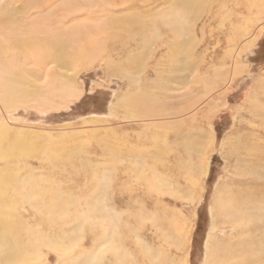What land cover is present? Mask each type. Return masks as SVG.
Listing matches in <instances>:
<instances>
[{"label":"rangeland","instance_id":"obj_1","mask_svg":"<svg viewBox=\"0 0 264 264\" xmlns=\"http://www.w3.org/2000/svg\"><path fill=\"white\" fill-rule=\"evenodd\" d=\"M79 1L81 0H72L75 5H78ZM160 1L156 3L160 4ZM227 1L233 0L225 2ZM70 2L71 0H39L37 3L32 0H0V9L4 8L5 14L0 17V42H2L0 50H4L3 44H8L6 35L10 32L11 23H16L18 19L23 20L26 17L25 13L30 14L29 16L37 15L41 10L44 11L46 7L48 9L51 6H54V9L56 7L59 12L63 8L69 11L73 6L69 7ZM234 2L235 4L229 6L234 16H237L235 23L241 30L238 26H234L236 31L230 32L231 22L228 19L224 20L226 22H221L217 17L221 13L220 10L213 16L206 13L207 8H203L200 10L202 14L199 11L201 15L198 18L196 16L197 20L195 17H191L190 21V17L187 19L190 22L186 21L189 26L188 33L191 36L188 40H192L193 45L192 49L190 48L193 50L190 68L182 55L176 61L174 60V63L172 62V66L170 63L168 65V47L163 43L154 46L158 47L155 50L148 49L149 52L147 50L139 56L143 60L136 64L137 79L143 85V89H148V86L153 88L154 82L157 84L156 87L154 86L155 94L161 96L160 100L163 101L160 102L163 104L161 106L166 109L164 113H161L164 115L157 116L158 118L153 116L156 119L140 117L144 119H141L142 121L140 118L125 120L123 119L124 110L121 107L111 109L112 101L117 97L121 98L126 91L133 92L136 86L130 79H122L115 72H109L102 59L87 61L85 64H80L76 70L73 69L75 75L73 84L69 81L71 84L69 83L66 92L60 97L50 100L42 99L41 102L29 99L15 101L6 106L3 100L5 96H2L0 125L6 128V139L15 140L20 134L26 140H33L36 145L34 151L28 156L15 155L7 163L11 170L9 180L18 181L19 174L22 176L32 174L36 177L48 175L50 186H56L64 191V194H70L69 196H73L76 200L75 205L68 206L69 209L71 208L70 212L63 215L60 227L63 234L60 243L73 248L63 255V263L57 252L44 250L47 264H65L70 261L73 262L71 264H82L84 261H87L86 264H98L101 258L104 259L103 264H169L172 260L174 264H205L207 242L209 243L211 239L226 242L235 238L236 231L234 235H231L230 231H225V234L221 231L227 228L221 226L222 220L219 221L217 218L220 212L218 198L225 185L237 186L243 180L239 172L246 165L240 166V163L236 162L237 157L230 152L236 135L248 132L247 127L251 125L250 114H247L248 100L255 95V90L259 87L257 82L264 79V5L262 4L264 0H234ZM234 5H237L235 10ZM205 7H208V4ZM248 10L250 11L247 12ZM222 11L225 13V9ZM191 32H194L192 33L194 36ZM181 42L184 44V41ZM132 45L126 44L122 51L125 54L132 50L135 52L137 46L140 48L141 43L136 40L132 42ZM228 53L232 55V58L236 56L237 66L241 68L238 67V73L230 82L226 78L229 75V63L232 60ZM29 58L24 60L29 64L24 63L21 58H17L18 63L14 59V63L7 69L4 62L0 61V84L1 86L4 84L5 95L6 91L15 90L17 87L19 89V86H13L14 89L10 87L14 78L22 74L17 65L25 64L28 70H24L25 72L21 70V72L26 73L24 76H28L27 78L30 72H35L37 69L40 73L44 72H41L43 70L41 66H44V70L48 68V65H44L45 62L35 60V63L32 57ZM116 62L111 64L114 66L111 67V71L117 69ZM162 62H165V65ZM182 62L184 64L180 65ZM33 65L36 66H34L35 70ZM168 66H171V71L168 70ZM215 71L220 78L213 75ZM15 72L19 76H15ZM66 73L69 75L71 72L68 69ZM51 77L48 76L44 80L40 78V81L38 78L35 82L39 85L41 83L44 86L40 85V87L46 89L49 87L45 83L49 82ZM215 83L217 86L214 87ZM5 85L7 89L4 88ZM28 86L31 88L32 84ZM51 92L48 89V96ZM3 101L5 104H2ZM165 102L166 104L171 102L173 105L167 107ZM115 109L118 110L115 111ZM165 117L167 121L170 119L176 123L170 121L166 123ZM180 127L187 132L183 134L184 131ZM190 131L193 132L192 134L195 133L194 137ZM159 133L165 139L157 138ZM188 134L192 135L193 139L188 137ZM176 136L180 140L173 138ZM186 137L191 141L189 142ZM177 141L180 145L186 141L190 146V152H185ZM109 143L110 149L105 150L104 146ZM246 143L249 144V142ZM6 144L2 143V146ZM128 144L132 145L128 146ZM157 144L168 153L162 154L157 151ZM61 148L77 150L73 153L72 162L54 158L56 154H60L58 151ZM113 148L116 153L109 156ZM142 151H144L143 154ZM74 158L75 161H73ZM86 163L89 164L87 173L84 170ZM90 163L96 166H90ZM146 164L150 165L147 166L149 168ZM4 165L5 163L0 160V168ZM94 175H98L96 179H92ZM159 176L162 177L159 180L160 183H158ZM53 182L56 185H53ZM90 196L92 198L94 196L93 202L87 203ZM89 211L93 213L92 225H88L82 219ZM26 213V209L16 212L23 221L35 219V213L33 215ZM162 222H170L168 232H165L160 225ZM26 223L31 225V222H25V225ZM238 234L242 233L239 231ZM123 238L127 239L125 243L122 242ZM257 262L264 264V256L259 257Z\"/></svg>","mask_w":264,"mask_h":264},{"label":"bare ground","instance_id":"obj_2","mask_svg":"<svg viewBox=\"0 0 264 264\" xmlns=\"http://www.w3.org/2000/svg\"><path fill=\"white\" fill-rule=\"evenodd\" d=\"M32 1L36 3L37 1L39 2V0H32ZM157 1L160 0H90V1L81 0L79 1L80 5L79 4L75 5V2H72L71 0V2L68 5L69 7L71 5L73 6L70 7L71 9L69 11H66L63 8V10L59 12L56 10L57 9L56 7L54 9V6H51L48 7V9H46L47 8L46 7L44 11L41 10L37 15L31 14L34 17L29 16L30 14L25 13L26 17H24L23 20L19 21L18 19L16 23L15 22H13L14 24L11 23L10 32H8V34L6 35L7 43L9 45L3 44L5 48L2 51L0 50V61L1 63L4 62L3 64L5 65V69H7L9 65L14 63L15 61L14 59H16L18 63L17 58H21V60H23V62L25 63L26 62L24 61L25 59L32 57L34 61L36 60V61L45 62L46 64L44 63L43 64L46 66L48 65L47 66L48 68L47 69L45 68L44 70V66L43 67L41 66V68L43 69L41 70V72L42 71L44 72L40 73L38 72L39 70L37 69L36 70L37 74L36 71L35 72L32 71V73L30 72L29 74L30 75L29 78H27L28 76L27 77L24 76V74L26 75V73L23 74L24 70L26 69L28 70V68H25V64L24 65L22 64V66L17 65V68L20 69V73H22L23 75L19 74L20 77L14 78L12 84L11 85L8 84V85H10L11 89H14L13 86H19V89H17L18 88L17 87L15 90L6 91V95H5L3 92L4 84L2 86L0 84V87H2V89H0V95H1L0 99H2V96H5L3 100H5L6 103L5 104L3 101L2 104L4 103L6 106L7 105L9 106L13 104V102L15 101H26V100L28 101V99L40 101L42 99L50 100L51 98L54 97H60L62 94H64V92H66L69 83L71 82L73 84V79H74L73 76H75L73 72L78 67H80L79 66L80 64L82 63L85 64L87 61L92 62L94 60L102 59L101 61H103V63L105 62L107 68L109 69V72H115L117 75L121 76L120 78L122 79L123 78L124 79L127 78L126 80L130 79L131 81L135 82L134 84L136 86L133 92L126 91V93H124L121 98L117 97L114 101H112L111 109L121 107L124 110L123 119L125 120L128 118H134L136 120V118H140V117L146 118V117H153V116L157 117L164 115L161 113H164L166 109H164L165 107L163 108L161 106L163 105L161 104L163 101L160 100L161 96L159 95L157 96V94H155L156 93L155 87L157 86V84L154 82L153 88H149L148 86V89L147 88L143 89L142 87L143 85H141L140 81L137 79L138 71L136 70V64L143 60V58L139 56L143 52H146L148 49L155 50L158 47H154V46H159L158 44L163 43L168 47V49L166 48L168 53L167 58L169 60V62L167 63L168 65L169 63L171 65L174 60L176 61V59L180 57V55H182L184 59L187 61V64H189V68H190V63L193 59V56L191 55L193 51L191 50L193 45H192V40H188L189 37H191L189 36L190 35L188 33L189 26H187V22H186L188 21L187 19L189 17H190L189 21L192 20L191 17L196 18L197 16L198 18L199 15L202 14L200 10L203 8H207L206 13L208 15L212 14L213 16H215L218 10L221 11V13L218 14L219 16L217 17L218 19L220 18L221 22H226L224 20L227 19L229 22H231L232 27L229 30L230 32H233L236 29V27L234 26H238V24L235 23L237 21V16L236 17L234 16L235 14L232 11L231 6H229L230 4L231 5L235 4L234 0L230 2L227 1L228 4L227 2H225L226 0H162L160 1V4H157L156 3ZM212 3H214L217 7H215V5L213 6L210 5ZM207 4L208 7H205V5ZM262 4L264 5V2ZM236 6L237 5L233 6L234 10ZM250 6L251 5H249V8ZM260 8L262 9V7ZM3 9L4 8L0 9V17L5 16ZM223 9H225V13L224 11H222ZM199 11L201 14H199ZM249 11L250 10H248L247 12ZM214 13L216 14L214 15ZM245 22L244 24H246ZM238 27L240 28V26ZM189 30L192 31L193 29H189ZM239 30H241V28ZM192 33L194 32H191V34ZM136 40L140 41L141 43L140 48L137 46L135 52L132 50V52L128 51V54H125L124 51H122L123 46H125L126 44H130L131 46H133L132 42ZM181 41H184V44ZM229 56H231L232 58V55L229 54ZM112 58L116 60H113ZM234 58H232V60L229 59L230 60L229 63L230 66L228 69L229 75L226 77L228 78L229 82L230 80L232 81L235 78V75L238 73L240 68L239 66H237L238 65V63L236 62L237 59ZM33 60H31V62ZM114 61L115 62L118 61L116 62L118 66H116L117 69L111 71V67H114L111 64H114ZM164 63L163 65H165ZM182 64L184 63L183 62L180 63V65ZM34 66L35 65H33V67ZM171 66H168V70L170 71L172 69ZM68 69L71 72L69 73V75H67L66 73ZM144 69L142 71H144ZM21 70L23 71L21 72ZM30 70L32 69L30 68ZM19 75L16 74L15 76H19ZM213 75H215V77L219 76L216 73V71ZM48 76H52L51 79H49L50 80L49 82L45 80L46 81L45 85L49 88L42 89L41 87L44 85L40 83V85H42L40 87V85L35 81L38 80V78H39L38 81H40V78H43V80L47 79ZM224 81L226 82V79H224ZM28 84H32V87L29 88ZM257 84L259 85V87L256 90L254 89L256 91V92L254 91L255 95L252 98L250 97L248 100L249 106L247 107L248 110L247 114H250V120H251L250 127H247L249 128L248 132L244 134L240 133L239 135L237 134L236 135L237 137H235L234 140L235 143L232 144L230 142V144H232V148L230 146L231 148L230 153H232L237 157L236 160L238 161L236 162H239L240 166L244 164L246 165L242 170L239 168V171L241 170L240 172L238 171L239 176H241V180L242 178L243 180L240 181L239 185L237 186L234 185L228 186V184L225 185L223 189L220 191V195L218 198L220 212L218 213L217 218L219 221L222 220L221 226L227 228L225 230L221 229V231H223L224 234L225 231H230L229 233L231 235H234L235 234L234 231H236L235 234L236 236L235 238L233 237L232 239L226 242L225 240H215V239H211L209 243L207 242L205 264H259L257 262L258 258L264 256V79L257 82ZM131 85L132 84H130V86ZM211 85H213V83ZM215 86H217L216 83L214 84V87ZM5 87L6 85L4 86V88ZM40 88L42 90H40ZM209 88L211 89V86ZM48 89L52 91L50 93V96H48L49 94ZM190 89H186V90L190 92L191 91ZM177 90L178 89H176V91ZM179 95L182 96L181 93H179ZM175 96H173V98H175ZM164 104L165 106L168 105L167 107H170L169 105L171 106L173 105L171 104V102L170 104H166V102ZM116 110L118 109H115V111ZM168 110L169 109L167 108V111ZM141 119L144 118H140V120ZM164 120H166V123L169 121L172 123H176L171 121L170 119L169 121H167L166 117ZM146 121L144 122L146 123ZM151 125H153V123ZM5 129L6 128L1 127L0 125V160H2L5 163L4 167L0 168V264H47L45 261V255L43 254V251L46 249L57 252L59 254V257L62 259V263H63V255L65 253L67 254V252H69V250L73 247L62 245L60 243V238L63 237V234H61V230H60V227L62 226V222H63L62 217L64 214L67 215L68 212H70L71 208L69 209L68 206L75 205L76 200L73 198V196H69L70 194L69 195L64 194V191H61L56 186H50L48 180L50 179V177L48 178V175H41L39 177H36L33 176L32 174H27L25 176L19 174L18 181L16 182L12 180L10 181L9 176L11 175V170L7 163L10 162L13 159V157H15V155L17 156L22 154L28 156L31 152L34 151L36 145L33 140L31 139L26 140L20 134L19 137L17 135L18 138L15 140L12 141L7 140ZM180 129L182 128L180 127ZM185 130L187 129L185 128ZM186 132L187 131H184L182 133L184 134ZM190 132L191 134L193 133L192 131ZM161 134L159 133L157 138H160L161 140L165 139L163 136H161ZM192 135L194 137L195 133ZM192 135L188 134V137H192ZM173 138L177 139L179 137L176 136ZM262 138L263 140H261ZM178 141L177 143H179L180 145V142ZM246 142H249V144ZM2 143H7V144L5 146H2ZM129 145L132 144H128V146ZM180 146H182L185 152L187 153L190 152V146L187 144L186 141L185 143L183 141V145L181 143ZM62 148L58 151V153L60 154H56L54 158L57 159L62 158L64 159V161L69 163L73 159V153L76 152L77 150L75 149L71 150L66 148H65L66 150H63ZM134 148L137 149L136 146ZM104 149L109 150L110 143L104 146ZM157 149H158L157 151H159L162 154L167 152L166 149H161V147L158 144H157ZM143 152L144 151H142V154ZM111 153L112 154L109 153V156L116 153L114 148L111 149ZM232 154L230 155L233 156ZM48 155L49 154H47V156ZM116 157L118 158V156ZM73 161H75V158ZM109 161L111 162V160ZM83 163L84 162H82V164ZM91 163L90 166L94 165ZM70 164L69 166L73 165ZM85 165L86 166L84 170L85 173H87L89 169V164L86 163ZM150 165H152V163ZM150 165L146 164V167ZM75 167L73 169H75ZM91 169L93 170V168ZM79 173H81V171H79ZM79 173L77 172L78 175ZM94 173L96 174V170ZM98 175H94L92 179L94 178L96 179L97 178L96 176ZM160 178L162 177L161 176L158 177V183H160L159 182V180H161ZM238 179H240V177ZM165 181L163 180V182ZM53 185H56L55 182H53ZM93 198L92 196H90V200L86 202L87 203L93 202ZM22 209H26L27 212L26 214L28 215H33V213H35L36 215L35 219L32 221H27L28 219L23 221L22 219H20L18 217V214H16V212L18 211L20 212ZM64 211H66V213H64ZM92 216H93L92 211H89L87 215L84 216L82 219H84V222L87 223L88 225H92L94 223ZM25 222H29V223L31 222V225L27 223L25 225ZM160 225L162 226L165 232L169 231L170 222H162L160 223ZM45 228L48 229L47 231L49 232H47ZM239 231L242 234L239 235L238 234ZM126 240H127L126 238H123L122 242L125 243L124 241ZM103 260L104 259L101 258L98 261V264H103ZM71 263L73 262L70 261L65 264H71ZM86 263L87 261L82 262V264H86ZM169 264H174L173 260Z\"/></svg>","mask_w":264,"mask_h":264}]
</instances>
